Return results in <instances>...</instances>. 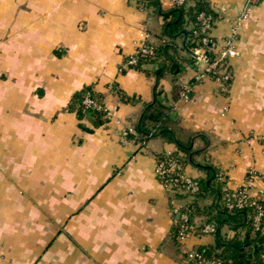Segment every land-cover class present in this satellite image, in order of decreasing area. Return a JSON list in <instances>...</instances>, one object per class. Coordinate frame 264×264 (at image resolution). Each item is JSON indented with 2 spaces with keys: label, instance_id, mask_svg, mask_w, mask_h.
<instances>
[{
  "label": "crops",
  "instance_id": "obj_1",
  "mask_svg": "<svg viewBox=\"0 0 264 264\" xmlns=\"http://www.w3.org/2000/svg\"><path fill=\"white\" fill-rule=\"evenodd\" d=\"M169 1L157 9L138 0H0V264H190L186 250L214 236L197 232L201 213L188 236H174L191 197L160 182L155 167L176 140L190 143L185 174L204 176L200 165L214 163L229 188L250 170L249 193L264 188V0H209L219 43L247 12L233 34L227 90L197 77L203 65L185 33H163ZM144 39L164 44L163 54L126 66ZM88 84L110 112L104 122L68 108ZM156 91L174 138L158 131L141 141L135 127ZM197 202L204 208L211 197Z\"/></svg>",
  "mask_w": 264,
  "mask_h": 264
},
{
  "label": "trees",
  "instance_id": "obj_2",
  "mask_svg": "<svg viewBox=\"0 0 264 264\" xmlns=\"http://www.w3.org/2000/svg\"><path fill=\"white\" fill-rule=\"evenodd\" d=\"M138 2L144 7L153 6L160 9L159 0H138ZM170 2L171 5L163 13L165 19L163 33L167 36H173L182 31L187 36L185 46L191 50L199 43L198 39L201 36L197 19L198 13L203 10L214 16L209 0H190L187 5L177 4L172 0ZM160 12L163 11L160 10ZM187 24L191 26L186 28ZM150 44L153 46V52L148 56L137 55V62L131 66L140 68L144 63L159 60V56L163 54L164 44L157 45L152 42ZM228 67L231 70L230 64ZM112 87L125 99L124 94L115 84H112ZM86 93L101 107H85L83 98ZM158 94L159 92L156 91L153 102L145 105L140 120L135 127V133L139 135L141 141L148 139L158 131H162L169 138H174V134L168 126L162 125L167 106L157 98ZM103 106L102 96L94 89L92 84L84 85L76 90L68 104L69 109L75 110L79 116H89L95 123L107 120L106 110ZM134 136V132L130 131L125 134L126 138H134ZM176 141L177 150L159 156L157 161L172 160L179 166L178 171H184L186 163L194 162L190 156V143L189 141ZM260 141L264 146V134ZM200 167L205 171V175L194 177L198 183L196 191L187 192L175 186L170 187L181 196L191 197L182 206L179 215L175 216L176 222L173 229L175 238H178L180 224L184 222L181 217L182 212L187 214V220L184 223L188 225H192V217L195 213H201L206 215V218L198 226L197 232L204 233L201 228L205 223H211L214 226V231L211 232L214 236L213 243L195 246L203 256L218 258L222 261V264H264V188L257 195L248 197L242 206L233 205L228 207L226 194L230 191V188L226 187L227 177L222 178L224 171L214 163L205 162ZM176 170L171 169L168 176H174ZM205 195L211 197V202L204 208H200L197 200ZM259 209H262L263 215L256 223L255 215ZM223 225H227L233 230V235H222L220 229Z\"/></svg>",
  "mask_w": 264,
  "mask_h": 264
},
{
  "label": "built area",
  "instance_id": "obj_3",
  "mask_svg": "<svg viewBox=\"0 0 264 264\" xmlns=\"http://www.w3.org/2000/svg\"><path fill=\"white\" fill-rule=\"evenodd\" d=\"M172 2L187 5L190 0H172ZM246 17L247 12H243L240 16H238L231 28L232 35L224 39L222 43H219L212 35V29L215 22L214 16L203 10L198 13L197 19L199 22V32L201 36L198 39L199 43L191 48V54L195 64L203 65V70L197 75V77L205 75L210 76L219 82L221 90L228 89L232 78V72L228 67V60L238 53L233 44V34L237 32L238 26L246 19ZM152 52L153 46L150 44V41L144 39L136 50L124 59V64L126 66H131L137 62V55L140 54L148 56ZM83 103L85 107H101V105L98 104L88 93L84 96ZM103 108L106 110V116L108 118L110 112L105 106H103ZM262 137L263 135L260 136V140ZM178 168L179 166L172 160H160L157 161L155 173L158 180L165 186H175L180 188L182 191L187 192L196 191L198 189V183L194 177L185 174L184 171H178ZM171 169L177 170L175 171L174 176L169 177L168 175ZM255 175L256 173L254 171H248L245 182L241 186L235 189L230 188V191L226 194L228 207H232L233 205L242 206L247 198L252 196L249 193V183ZM225 177V173L223 172L222 178ZM226 187H228V185H226ZM262 215L263 211L262 209H259L255 215L256 223L259 222ZM181 217L184 222L187 220V214L185 212H182ZM184 222L180 224L178 230V238L180 239L188 236L192 230V225H188ZM201 230L205 233H211L214 231V226L211 223H205ZM184 258L188 263L194 264H222V261L218 258H207L206 256H203L202 253L195 247L186 250Z\"/></svg>",
  "mask_w": 264,
  "mask_h": 264
},
{
  "label": "water",
  "instance_id": "obj_4",
  "mask_svg": "<svg viewBox=\"0 0 264 264\" xmlns=\"http://www.w3.org/2000/svg\"><path fill=\"white\" fill-rule=\"evenodd\" d=\"M169 4H171V2L169 1Z\"/></svg>",
  "mask_w": 264,
  "mask_h": 264
}]
</instances>
